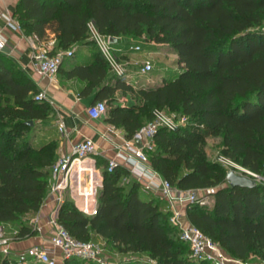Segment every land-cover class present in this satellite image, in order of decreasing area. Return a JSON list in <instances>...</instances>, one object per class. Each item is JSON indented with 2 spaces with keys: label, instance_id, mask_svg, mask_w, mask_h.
Segmentation results:
<instances>
[{
  "label": "trees",
  "instance_id": "trees-1",
  "mask_svg": "<svg viewBox=\"0 0 264 264\" xmlns=\"http://www.w3.org/2000/svg\"><path fill=\"white\" fill-rule=\"evenodd\" d=\"M13 16L22 31L43 41L54 38L52 54L72 49L73 56L79 45L94 47L89 63L65 74L84 80L80 93L95 90L96 101L113 103L118 90L133 96L134 104H113L106 113L127 138L152 119L155 108L185 116L175 130H157L148 153L151 168L176 188L214 189L213 204L186 207L188 222L230 256L264 263V185L230 187L226 169L205 150L208 137H220L221 155L264 177V0H18ZM89 21L116 38L114 48L141 40L171 48L175 68L160 83L133 87L111 72L88 38ZM37 92L0 52V224L16 223L18 237L34 232L23 216L41 207L57 158L56 141L32 144L35 122L49 113L45 101L34 99ZM125 175L118 166L103 172L96 214L65 200L58 221L77 239L98 234L116 252L146 255L154 264H210L191 259L164 200L140 197L137 182L121 183ZM64 264L94 263L70 258ZM119 264L146 263L133 256Z\"/></svg>",
  "mask_w": 264,
  "mask_h": 264
},
{
  "label": "built area",
  "instance_id": "built-area-1",
  "mask_svg": "<svg viewBox=\"0 0 264 264\" xmlns=\"http://www.w3.org/2000/svg\"><path fill=\"white\" fill-rule=\"evenodd\" d=\"M8 23L16 30L22 31L18 23L9 19ZM88 38L94 42L102 56L110 65L113 73L120 77L128 76V69L125 68L128 62H121L116 56V50L110 43L109 38L99 32L95 23H87ZM56 41L50 38L46 41L38 39L35 35L31 36V55L32 62L37 71L53 81L59 71L63 61L72 56L73 50H57L50 53ZM6 41L0 38V51H3ZM130 50L138 51L141 49L139 43L129 45ZM154 66L150 60H144L139 67V73L148 74ZM36 101H46L47 96L43 90H39L35 95ZM107 103L104 100H97L87 107L89 118L101 119L107 113ZM187 122L185 116L174 118L165 110L155 108L152 112V119L145 123L138 132L129 139L123 140V144H115L117 150L126 155L128 163L131 165L132 172L137 163L145 164L150 167L148 153L155 147L154 136L159 128L175 130L179 125ZM60 131L63 128L59 127ZM109 133L116 134L110 128ZM110 140L108 135L104 134ZM140 140L141 145L136 143ZM97 145L90 138L74 143L70 152L57 156L50 167V177L48 181V191L45 198H48L54 205L53 210L48 217V224L51 232L49 243L51 249L56 250L61 255L62 260L76 258L91 261L94 264H115L108 255L105 244L93 239L80 240L71 235V233L58 221V212L60 206L65 202V193L68 190H76L81 202L76 205L77 209L86 215H94L98 210V194L102 187L103 178L97 174L96 159ZM218 162L226 169L238 171V174L251 175L262 178L257 173L243 167L239 163L223 155L219 156ZM118 166L115 158L108 159L107 171L112 172ZM154 174L159 175L151 168ZM198 191L196 189H179L174 187L169 181L162 179L159 192L165 202V212L168 213L169 222L178 231V237L181 241L189 245L190 257L194 261H206L210 264H246L226 253L217 243L213 242L198 227L192 225L183 219V209L194 202H199ZM200 204L205 202L200 201ZM12 236L6 232L4 224H0V259L10 257V264H28L34 261L39 264H58L57 258L51 254V249L42 246L33 245L27 250L12 257L10 247Z\"/></svg>",
  "mask_w": 264,
  "mask_h": 264
},
{
  "label": "crops",
  "instance_id": "crops-1",
  "mask_svg": "<svg viewBox=\"0 0 264 264\" xmlns=\"http://www.w3.org/2000/svg\"><path fill=\"white\" fill-rule=\"evenodd\" d=\"M17 3L18 0H0V38L6 41L4 50L0 52L13 60L17 66L31 78L38 91L43 90L47 96L45 102L47 103L49 113L45 120H37L35 122L32 144L34 146H40L54 140L57 143L56 155L59 156L69 153L74 143L84 138H90L97 145L95 159L96 171L99 176L103 178V172L107 170L108 159L115 158L118 167L126 171V175L121 179V181H123V183L121 182L122 184L127 185L130 184V182H137L139 185L140 197L144 199H162L159 192L162 177L154 174L151 170V166L149 167L141 163H137L132 172L131 165L128 163L126 155L115 147V144H123V140L129 139L125 136L124 129L107 122L106 115L97 120L89 118L87 107L96 101L94 96L95 90L88 95L81 94L80 92L86 82L77 77H68L65 74V71L71 69L74 65L89 63L94 47L79 45L75 54L63 61L55 80L49 81L37 71L32 62L30 46L32 34L16 30L8 23L9 19H13V21L16 22L13 15ZM121 42L122 41H120V43ZM135 43L140 44V50H130L129 45L120 47L119 44L115 47L116 53L120 49L123 50L120 54L124 58L122 60L123 62H128V76H119L121 79L135 87L136 85L148 86L149 84H157L162 81L163 76H170L169 69L165 72L160 69L158 72L154 71L153 68L148 74L139 73V67H137L136 64L146 57L151 58L156 48L162 44L150 42L145 44L148 46H142L139 41H134L133 44ZM172 68H175V66H172ZM106 103L108 107L113 104L132 105L135 103V100L129 92L123 93L118 90L115 94L113 103H109L108 101H106ZM60 126L63 128V131L59 130ZM110 128H112L116 134L109 133L108 130ZM104 134L108 135L110 140L106 138ZM76 192V190H68L65 193V200L72 202L75 206L81 202V198ZM206 193L211 195L210 197L213 199L211 204H213V191L207 190ZM53 208V203L48 198H45L38 211L23 216V220L27 222L34 231L33 234L28 236L18 237L16 235L18 232V225L16 223H4L6 232L12 236L10 247L13 258H16L17 253L27 250L33 245L51 249L49 243L51 229L48 224V217ZM163 209H165V204ZM182 213L184 221L188 222L186 210L183 209ZM92 239L105 244L104 239L98 234L93 233ZM105 249L107 251L106 245ZM107 253L115 264H119V262L131 257L128 254H122L116 251H107ZM51 254L57 258L58 264H64L58 251L51 249ZM146 258L149 259L148 256H146ZM28 264L39 263L30 260Z\"/></svg>",
  "mask_w": 264,
  "mask_h": 264
},
{
  "label": "rangeland",
  "instance_id": "rangeland-1",
  "mask_svg": "<svg viewBox=\"0 0 264 264\" xmlns=\"http://www.w3.org/2000/svg\"><path fill=\"white\" fill-rule=\"evenodd\" d=\"M264 27V24L262 25ZM142 46H148L145 45V41L141 40L140 41ZM173 51L171 48H168L167 46H160L156 48L155 53H153L151 55V58L146 57L144 59H142L140 62H138L136 64L137 67H140L143 63L144 60H150L153 63L154 66V71H160V69H162L164 72L167 69L172 68V66H174V61L176 60V56L173 54ZM116 56L118 57V59L122 62L124 59L119 53H116ZM135 67V68H137ZM125 68H128V65L125 66ZM134 68V69H135ZM167 113L171 114L172 116H174V118H178V114L176 112H170L167 111ZM147 123V122H146ZM205 150H206V154L209 160H211L212 162L218 163V158L219 156H221V138L220 137H208L206 145H205ZM234 171V170H233ZM227 172V171H226ZM236 173H238V171L235 170ZM251 178L256 179L257 183L264 185V179L262 178H258L248 175ZM260 176V175H259ZM261 177V176H260ZM263 177V176H262ZM123 183V181H121ZM214 189H209L208 191H213ZM207 190H199L198 191V196H199V202H205V204L211 205L212 203V197H210L211 195L209 193H206ZM107 247V251L109 252H114L115 250L111 247V246H106ZM131 257H138L141 260H143L146 264H154L153 261H151L150 259L146 258V255H133V254H128ZM246 264H264L262 262H260L255 256H251L250 260L247 262H245Z\"/></svg>",
  "mask_w": 264,
  "mask_h": 264
},
{
  "label": "water",
  "instance_id": "water-1",
  "mask_svg": "<svg viewBox=\"0 0 264 264\" xmlns=\"http://www.w3.org/2000/svg\"><path fill=\"white\" fill-rule=\"evenodd\" d=\"M110 43H114L116 38L110 37ZM28 125H32L33 121H27ZM136 143L141 145L140 140L136 139ZM225 181L230 187L241 186V187H254L257 184L256 179L251 178L245 174H238L233 170H229L226 172Z\"/></svg>",
  "mask_w": 264,
  "mask_h": 264
}]
</instances>
